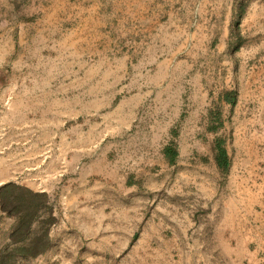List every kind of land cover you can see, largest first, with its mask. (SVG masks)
I'll return each instance as SVG.
<instances>
[{
  "label": "crops",
  "instance_id": "0c3cea01",
  "mask_svg": "<svg viewBox=\"0 0 264 264\" xmlns=\"http://www.w3.org/2000/svg\"><path fill=\"white\" fill-rule=\"evenodd\" d=\"M190 4L0 0V188L47 197L51 245L264 264V49Z\"/></svg>",
  "mask_w": 264,
  "mask_h": 264
},
{
  "label": "rangeland",
  "instance_id": "374dc122",
  "mask_svg": "<svg viewBox=\"0 0 264 264\" xmlns=\"http://www.w3.org/2000/svg\"><path fill=\"white\" fill-rule=\"evenodd\" d=\"M190 3L189 9L190 15L192 16L191 23L194 26L204 23L202 17L208 19L209 26L211 24L209 23V19L214 21L215 16L218 14H222L225 18L226 13H229L232 9L234 19L232 29L235 32L238 31L235 37L236 39H233V45L239 47L252 46L254 48H259L260 53L256 55L252 64L260 66L259 60L263 56L262 51L264 49V0H190ZM242 19H246V21L241 22ZM227 28L231 29L230 25L229 27H226V25L223 24V29ZM179 40L180 39L176 38V45ZM200 41L202 43V39H200ZM216 41L217 39H212V43L208 42V45L214 46ZM189 51L190 50L188 49L185 52L186 55L184 54V59L188 58ZM199 53L201 54L198 58V67L205 68V70H212L215 66L218 67V65L214 64L215 62L212 53L209 54L203 51H200ZM187 62H184L183 66H180L182 68L176 70L177 79H188L189 65ZM193 136L194 135H188V140L193 138ZM11 193L10 196L14 198V200L19 195L18 191H12ZM11 205L15 208L17 204L14 201ZM42 212V219H44L45 210ZM42 219L38 218L35 220L33 232L28 236L21 237L24 240L23 242L13 244L14 241L11 239V235L16 220L0 210V261H2L3 264H134L106 261L104 260V255L102 254L101 249L97 251V247L93 249L92 247H87L81 244L77 246L65 244L51 245L50 240L47 252L42 255L31 257L27 254L14 253L16 247L27 245L38 239V236L41 234L38 232V226H40V224L38 225V222ZM59 241L63 242L64 240L60 239Z\"/></svg>",
  "mask_w": 264,
  "mask_h": 264
},
{
  "label": "trees",
  "instance_id": "16d2710c",
  "mask_svg": "<svg viewBox=\"0 0 264 264\" xmlns=\"http://www.w3.org/2000/svg\"><path fill=\"white\" fill-rule=\"evenodd\" d=\"M12 191H18L17 198H12ZM16 202V207L12 203ZM47 197L44 194L34 193L27 188L15 184H7L0 188V210L16 220L12 229L11 239L13 244L23 242V236H28L33 232L36 219L41 218V212L46 210ZM40 214V215H39ZM39 221V220H38ZM54 219L46 217L38 222V232L41 233L38 239L14 249V253L27 254L36 257L47 252L49 248V227L54 223ZM0 264H3L0 261Z\"/></svg>",
  "mask_w": 264,
  "mask_h": 264
}]
</instances>
